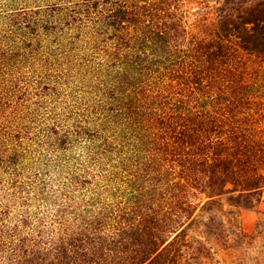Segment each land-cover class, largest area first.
I'll use <instances>...</instances> for the list:
<instances>
[{
	"label": "trees",
	"instance_id": "obj_1",
	"mask_svg": "<svg viewBox=\"0 0 264 264\" xmlns=\"http://www.w3.org/2000/svg\"><path fill=\"white\" fill-rule=\"evenodd\" d=\"M205 6L0 0V264H191L260 210L264 0Z\"/></svg>",
	"mask_w": 264,
	"mask_h": 264
},
{
	"label": "rangeland",
	"instance_id": "obj_2",
	"mask_svg": "<svg viewBox=\"0 0 264 264\" xmlns=\"http://www.w3.org/2000/svg\"><path fill=\"white\" fill-rule=\"evenodd\" d=\"M201 1V0H200ZM224 0H202L205 5H218ZM220 229L212 240L194 252L191 264H264V200L260 210H243L238 225L227 216L221 217Z\"/></svg>",
	"mask_w": 264,
	"mask_h": 264
}]
</instances>
